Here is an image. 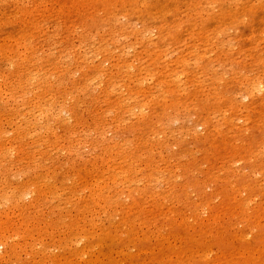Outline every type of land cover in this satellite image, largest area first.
<instances>
[{"label":"rangeland","instance_id":"1","mask_svg":"<svg viewBox=\"0 0 264 264\" xmlns=\"http://www.w3.org/2000/svg\"><path fill=\"white\" fill-rule=\"evenodd\" d=\"M62 9L67 16L60 15ZM24 20L28 23L21 25ZM4 35L13 45L22 43L15 52L27 69L16 68L18 58L12 66L3 61L9 49ZM0 60L10 76L26 69L38 77L20 89V101L52 92L82 100L83 120L64 113L69 130L27 125L21 138L10 132L0 139V161L21 158L18 167L30 165L33 173L34 164L44 160L61 178L55 197L42 199L38 207L31 203L37 192L25 200L27 213L40 215L41 223L58 217L56 231L47 227L40 237L49 252L61 253L55 241L73 220L81 221L79 231L90 229L74 206L92 203L90 185L103 179L99 183L109 181L106 191L117 201L110 214L114 221L135 223L136 237L148 231L153 245L166 235V220L172 217V227L191 224L195 240L201 237L206 246L195 249L194 244L193 251L188 247L178 256L152 246L133 264H197L202 256L205 264H264V0H0ZM98 67L90 84L76 86ZM253 86L255 94L243 98ZM125 100L127 107L142 102L143 108L124 109ZM5 102L0 99L2 112ZM171 110L174 122L163 118ZM200 115L209 126H196ZM94 116L111 124L101 142L83 124ZM72 129L73 141L68 138ZM115 145L129 148L104 149ZM98 156L106 168L84 167ZM244 174L245 186H240L237 179ZM64 199L73 206L51 211ZM136 199L139 207H132ZM185 236L172 234V245L183 246ZM115 243L105 239L101 251L107 260L116 256ZM125 251L140 254L132 245ZM26 258L22 253L21 261Z\"/></svg>","mask_w":264,"mask_h":264},{"label":"bare ground","instance_id":"2","mask_svg":"<svg viewBox=\"0 0 264 264\" xmlns=\"http://www.w3.org/2000/svg\"><path fill=\"white\" fill-rule=\"evenodd\" d=\"M61 11L62 14L60 15L67 16V12L64 9ZM15 12L16 14L21 13V11L17 9H15ZM27 23L28 22L24 20L21 25ZM13 28L15 29V26H13ZM8 35H4L3 38L6 40V44H9L8 51L10 53H7L8 51L5 50V54L2 56L7 59L3 61L10 62L7 65L12 66L13 63L11 62H13L15 58H18L17 61L20 65L16 66V68L18 70L26 68L27 65L25 64V60H23L24 57L22 58L20 53L16 54L15 52L17 51L15 47L18 48L22 43L18 42L16 45H13ZM101 52L102 51L98 52V55L101 54ZM106 62H110V59L106 58L101 62V67L105 70L109 69L106 68L109 67L105 65ZM2 65L3 62L0 60V99L6 100L4 104L7 111L2 112L0 110V139H2L3 135L10 132L16 134L17 139L21 138L27 132V125L32 126L35 130L45 129L47 131H52L57 125H61L66 128V130H69L70 126H68V119L70 117H66L64 113L71 114L72 118L76 117L82 119V116H80V104L82 100H73V94L70 98H65L59 93L52 92L45 97H39V99L35 101L32 99L25 100V98L20 101L18 99L20 89L24 90L26 86L34 85L35 82H30L37 81L38 77L29 76L31 72H24L27 68L24 69L23 72H18L15 76H10L11 72H7L6 74ZM113 66L114 64L110 68ZM133 66L134 64L128 65L129 68H132ZM99 72V67L91 68L83 75L82 79L77 81L76 86L81 88L84 85L90 84L93 77ZM125 72L128 71L125 70ZM65 76L70 78L68 73H66ZM43 77L44 79L46 78L45 76ZM50 88H53V86H50ZM255 88L256 87L253 86L250 89H245L243 98L255 94ZM257 90L263 91L261 86L257 87ZM66 99L69 100V102H65ZM122 108L135 112L136 109L141 110L143 108V103L138 102L135 103V105L127 107V101L125 100ZM174 116H176V113H172L171 110L170 112L165 113L163 118L169 122H174L176 121ZM199 119L200 120L196 123L197 127L209 126L208 119L204 118L202 115L199 116ZM23 120H25L27 124H25ZM83 124L85 125V128L94 131L99 142L103 141L101 135L106 132V130H110L108 128L111 126V124H102L101 117L99 116H94L91 122L84 121ZM142 127L139 131V135H143L144 128L142 129ZM186 127L187 126L183 128L185 129ZM68 134V138L71 139V141H73V137L77 135L76 130L74 129L68 132ZM112 141L113 139H110L106 145H109ZM75 144L77 145L78 142L75 141ZM116 146L117 145L104 149L129 148H116ZM0 149H4L2 142H0ZM18 164H23L21 158L18 159V163L8 164L3 160L0 161V173L2 175V180H0V208L3 209L0 211V248H3V252L0 253V263L2 264H133L136 262L135 259L141 258L139 255H141L143 250H148L152 246L166 251V253L170 250L172 252L171 254L175 256H178L180 250H184L188 247L193 251L192 248L194 244H196L195 249L206 247L204 243H200L201 237L195 240L196 236L194 237V234L196 233V228L191 224L187 225L184 221L179 225L181 226L180 229L178 227L174 228L172 227V217H168L166 220V235L164 237L161 236L155 238L156 243L153 245L150 243V237L154 234H150L148 231L144 232L142 237H136L135 234L137 232L135 231V223L129 222L127 218H123V222L114 221V218L110 213L113 205L117 203V201L114 200L115 196H110L106 191L109 187V181L103 183L105 185L99 183L103 180L102 179L90 185L89 197L92 199V203L78 204L74 206L76 212L82 215V221H90V229L83 232L79 231L81 221L78 222L73 220L70 224L66 225L67 229L65 230L66 234L64 237L55 241V244L60 248L61 253L49 252V250L45 248L47 247V244L44 245V243H42L43 240L40 237L47 233L45 230L47 227L52 228L54 226L52 230L56 231L57 228L55 227V224L58 222L56 220L58 217L48 218L45 222L41 223L40 215L36 216L30 212L27 213V204H25V200L28 194L37 192V197L35 200H32L31 203L34 207H38V203L41 202L42 199L44 201L47 198L55 197V190L58 182H61V178L57 175H52L53 172L47 167L44 160H41L39 164H34L36 170L33 171V173L30 171V165L23 168L24 165L18 167ZM89 165L93 170L106 168L105 159L99 156L96 157L94 161H86L84 167ZM18 172L21 173V180L18 178ZM246 176L247 175L245 174L239 176L237 184L245 186ZM10 178H12L14 182H10ZM10 183H16V185H11ZM128 184L127 186H129ZM57 196H59V193ZM157 199L158 198L154 199L155 203ZM66 202L69 204H65ZM71 204V201L65 199L59 200V203L55 205L51 211H67L68 208L73 206ZM132 207H139L138 199L133 202ZM102 214H104V217H101ZM35 217H37V220ZM184 217L185 215H182L181 220H185ZM151 228H153V226L149 224L148 229ZM180 232L182 234L186 232L183 246L172 245V234H176L179 238ZM200 236H202L201 231ZM106 238H112L116 241L114 244L116 247V256L111 260H107L105 258L106 253L104 252L103 254L101 251L105 246ZM51 240L53 239L51 238ZM37 243L41 244L43 247L39 249ZM131 245L133 247H138L140 254H128L125 250ZM207 251L208 250L206 249V252ZM22 253L26 254L28 258L21 261L20 256ZM40 254H42V257ZM206 259L205 256H202V258L196 260V263L205 264ZM213 264H220V262L216 261Z\"/></svg>","mask_w":264,"mask_h":264}]
</instances>
